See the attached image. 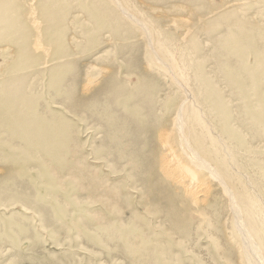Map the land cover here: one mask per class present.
<instances>
[{
	"label": "rangeland",
	"instance_id": "374dc122",
	"mask_svg": "<svg viewBox=\"0 0 264 264\" xmlns=\"http://www.w3.org/2000/svg\"><path fill=\"white\" fill-rule=\"evenodd\" d=\"M127 1L138 19L155 20L156 10H169L176 5L196 8L188 0ZM254 1L260 2L257 8L239 15L250 18L252 24L247 21L238 30L237 52L231 50L234 44L231 36L226 38L227 24H221L224 21L212 22L187 38L168 32L162 23L154 29L166 32L163 37L175 44L171 49L177 58L186 57L185 64L189 67L184 73L180 69L182 59H174L176 63L166 60L167 57L164 60L180 69L178 78L188 90H199L211 98L216 94L221 99L222 113L212 111L201 101L197 105L207 112L210 122L218 121L220 125V120L225 118L231 121L235 139L225 142L231 148L232 159L236 160L234 173L240 178L239 189L244 188L254 197L259 214L251 222L260 228L257 238L264 241V0ZM198 2V8L190 15L195 22L202 13L220 8L228 1L211 0L212 6L203 4L209 3L205 0ZM38 3L39 0H10L7 17L9 22H14L11 26L17 27V31L21 27L35 31L32 22L38 29ZM70 3L73 6L67 8L66 17L59 25L65 36L63 55L70 53L64 60L72 62L71 67L63 69L55 67L53 62L46 64L52 60L46 56L52 53L47 52L40 67L30 66L24 73L23 91L30 105L13 102L9 109L7 106L0 109L6 117V121L0 122V264H242L236 255L237 239L230 238L233 212L224 208L220 223L212 218L210 224L204 225L201 216L186 215L178 206L170 204L162 185L145 184L144 169H136L135 173L122 163L128 161L126 154L130 152L135 153L131 157L134 163L140 162V156L131 145L133 133L121 131L123 121L120 119V124L119 118L126 116L122 101L115 106L121 108L116 117L109 114L115 102L113 96L138 94L143 90L144 76L148 77V89L155 90L152 93L163 95L184 89H179L167 76L168 72L157 67L156 61L146 54L149 41L137 37L141 32L127 25L118 8V11L113 5L108 8L103 0H70ZM82 4L100 8L102 13L109 11L114 19L95 22L78 9ZM17 33L14 38L20 37V31ZM35 34L40 38L44 32ZM219 46L226 53L221 54ZM15 48L0 34V91H9L11 95L18 86L10 79L20 75L7 61L14 58ZM90 67L96 68L98 74H103V69L109 74L100 75L97 82L89 84L93 76ZM54 71L68 74L64 81L69 82L65 86L56 83ZM112 77L118 84L116 89L108 82ZM86 85L93 88L82 94ZM58 86L65 87L72 95L67 99V94H56L53 89ZM247 86L254 87L255 91H252L253 101L243 108L228 88ZM16 110L24 115L34 112L45 121L62 124L61 132L66 137L61 141L63 145H59L62 151L59 152L63 154L61 161L53 162L45 152L25 147L14 139L10 125H16ZM251 113L255 114L254 119ZM240 119L247 121L245 126L236 125ZM248 123L253 124V129ZM148 186H151L149 190ZM220 192L216 193L224 204L227 199ZM261 249L264 255V246Z\"/></svg>",
	"mask_w": 264,
	"mask_h": 264
},
{
	"label": "bare ground",
	"instance_id": "6f19581e",
	"mask_svg": "<svg viewBox=\"0 0 264 264\" xmlns=\"http://www.w3.org/2000/svg\"><path fill=\"white\" fill-rule=\"evenodd\" d=\"M103 1H106L108 8H110V5H113L112 7H115V10L118 8V13L125 17L127 25L135 27L141 32L140 35L137 34V37L140 36V38L142 37L145 41H149V44H147L148 46L145 48L146 54L148 53L152 61H156L155 65L157 67L168 72L167 76L178 85L179 89H184V91L180 92H166L163 94L164 96L161 95V93H152L155 90L153 89L154 91L151 92L148 89V83L146 82L148 77L144 76L143 78L141 75L143 78L142 82L144 81L145 83L142 87V91L140 89L138 94L134 93L133 95L132 93H130V95L127 93V95L113 96L115 102H113L111 106L112 112L108 113L115 116L117 110L121 109H116L115 106L122 101V108L124 109L126 116L125 119H123V117L119 118L120 124H122L120 119L123 121V128L121 131L126 129L128 134L133 133L131 145L132 147H136L140 156V162L134 163L132 162V156H134L135 153L133 155L131 152V154H126V159L128 161H122V163L125 164V168L130 167L132 168L130 170L134 172L136 169H144L142 171V176L146 179L145 184L146 182H150L151 186H153V183L162 185L164 187L163 191L166 192L167 200L170 204L176 205V207L178 206V209H182L186 215L190 216L197 214L198 216H201L202 224H210L212 218L215 223L216 221L220 223L224 208H226L224 210H227L230 213L233 212V234L230 238L231 240L237 239L238 246H236V255L239 257L240 262L242 264H264V255L261 249V247L264 246V241L258 239L256 235L260 228L257 227L256 223L253 224L251 222L254 218L256 219L258 217L259 211L256 207L254 197L251 198L244 188L239 189V186L237 185V182H240V178L234 173L236 170L234 166H237L235 165L236 160L234 161V159H232L233 155L231 154V148L225 142L229 140L231 141L233 138L235 139V134L233 133L234 130L231 131L230 129L232 128L230 127L231 121L223 118L224 121L220 120L222 122L220 125L217 124L218 121L210 122V118H207V112L204 113L200 110V105L198 104V101H201V103H204L205 105L208 104L212 111L222 113V101L219 99L218 95L216 97V94L214 95L215 97L211 98L209 96H203L204 94L199 90H188L187 86L179 80L177 74L180 69L182 73L188 69L187 67L189 66H186L185 64L186 57L183 55L180 59L177 58L174 54V50L171 49L172 45H174L173 47L175 48V44H172L171 42L168 43L167 39H165L166 37H163V34L166 32L161 31L160 33V31L154 29V26H157L158 24L161 26L162 23L168 27V29L166 28L168 32H172L174 35L177 34L176 36L180 34L187 38L193 36V31H202L204 28L209 27L212 22H214L213 24L217 22L220 24L224 21L221 24H227L228 29L225 32L227 33L226 38L227 36H231L230 39L234 44L232 45L233 47L231 46V50L233 49L237 52V49L239 48H236V46L240 42L237 40V32L240 28L246 26L248 23L247 21L251 23L250 18L239 17V15H241L242 12L245 13L247 10L251 11V9L253 10L254 8H257L260 2H255L254 0H227L228 2L222 7L210 8L209 11L202 13L199 17L200 19L195 22L190 15L196 8H198L200 4L198 0H188L195 3L196 8L189 7L190 9L192 8L191 10L188 6L183 5H176L169 10H156L155 14L157 16H154L155 20L144 18L138 19L134 12L129 8L127 0ZM154 1H158V3L160 2V0ZM205 1L209 3L203 4L212 6L211 0ZM9 5L10 0H0V34L2 38L5 37L10 43L16 46L14 58H11V60L8 58L7 61L10 64H13L14 69L18 71L20 75H14L15 77L10 79L18 86L14 90L13 95H11V92L9 91H5V93H1L0 91V109L5 106L9 109L12 107L13 102H22L24 105H30L29 102H27L28 99L25 95L26 93L24 94L23 91L24 83L26 81L24 73L30 66L40 67L42 64L41 61L44 58L43 56L46 55L47 52L52 53L51 55H46L50 56L52 60L46 62V64L53 62L56 63L55 67L58 66V68L68 69L71 67L72 63H67L68 60H64L68 58L70 53L66 52V54L63 55L64 52L61 48L64 47L65 41L62 39L65 38V36L63 35V28L59 25V22L62 23L66 17L67 8L73 6L71 5L70 0H39V7L36 9V15L40 27L38 29L37 27L35 28V24H32V22L31 26L34 30L36 29L35 31H31L26 27H21L19 30L21 35L18 38H14L18 35L17 32H19L16 30L17 27H12L11 25H13L14 22L8 21L7 14L9 11ZM55 9L57 10L56 13ZM78 9L85 11L95 22L105 23L109 18L110 20L114 19L110 16L109 11L102 13L100 8L97 9L82 4ZM103 14H105L107 18H105ZM115 16L117 15L115 14ZM117 20L120 21V16H118ZM113 28L115 27H112L111 29ZM118 29L119 26L116 27V31ZM37 31L44 32V34L40 38H37L35 34ZM9 37L10 39H8ZM191 43L193 44V41H191ZM224 49L220 48V46L218 48L221 54L226 53ZM241 51L239 50V52ZM8 55H11V53H8ZM164 58L173 62H175L174 59L176 58L177 60L182 59L183 65L181 64L182 67L178 70L174 67L175 65H170L168 61L164 60ZM138 61L134 62V64H137ZM219 65L220 64H218V67ZM89 69L93 75L89 80V84L95 83L100 77H107L109 74V71L106 69L102 70L103 74H98L96 68L90 67ZM221 69H223V66ZM141 71H143V69ZM53 75L55 82L57 81L56 83H61L65 86V83L69 82L64 81L68 75L64 74V72L63 74H60L54 71L52 76ZM108 82L114 84L111 86L112 88H117L118 84H115L116 81L114 77L108 79ZM92 88L93 87H90V85H86L82 94L89 93ZM228 89L237 97V104L242 105L243 108L253 101L251 96L253 97L252 91H255L254 87L247 86L244 88ZM53 90H55L56 94H67V99L69 95H72V93L68 92L65 87L62 88L61 86H58ZM218 90L221 91L222 89ZM231 106L233 105L231 104ZM4 109L7 111L6 108ZM31 114L33 115H24V113H20L18 110L15 111L16 125L13 126L14 123L10 125V129L16 137L14 139L20 140L21 144L25 147H32V149H35L38 152L40 150L43 154L46 153L47 156L50 155L53 162L61 161L63 159V154H61L62 151L61 148L59 149V145L62 139L65 140V138H63L65 135L61 132L62 124L45 121L39 117V115H34V112ZM254 116L255 114L251 113L250 117L252 119H254ZM240 120L241 121H237V124H235L240 125L239 127H241V125L245 126L247 121H244L243 119ZM2 121H6V117L0 112V122ZM249 124L250 123L247 125ZM249 126L250 129H253L252 127H254L253 124H250ZM1 132L2 131H0V133ZM10 135L12 134L10 133ZM61 144L63 145V143ZM137 155L136 157H138ZM119 160L121 161V159ZM134 172H131L130 175L134 176ZM151 186H148V188L146 187L147 190H149ZM220 191L222 192L223 197L227 199V202L224 204L218 199V193ZM177 216H175V218L177 217L178 220L183 221L179 218V215ZM218 229L222 230L221 227Z\"/></svg>",
	"mask_w": 264,
	"mask_h": 264
}]
</instances>
